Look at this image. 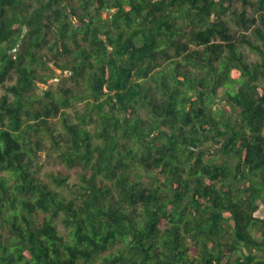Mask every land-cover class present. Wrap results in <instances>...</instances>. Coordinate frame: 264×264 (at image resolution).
I'll return each instance as SVG.
<instances>
[{
  "label": "trees",
  "instance_id": "16d2710c",
  "mask_svg": "<svg viewBox=\"0 0 264 264\" xmlns=\"http://www.w3.org/2000/svg\"><path fill=\"white\" fill-rule=\"evenodd\" d=\"M0 87V264H264V0H0Z\"/></svg>",
  "mask_w": 264,
  "mask_h": 264
},
{
  "label": "rangeland",
  "instance_id": "374dc122",
  "mask_svg": "<svg viewBox=\"0 0 264 264\" xmlns=\"http://www.w3.org/2000/svg\"><path fill=\"white\" fill-rule=\"evenodd\" d=\"M230 11L233 12H239L242 9V6H240V4H233L232 7H230ZM252 13V11L250 9L247 10V15ZM229 25L232 29V31L236 32V35H240V33L242 34H249V30H245L243 29L241 26H237V24H235L234 21L232 20H228ZM244 53L247 57V59L249 61H253L255 59V57L248 53L245 49ZM51 68L55 71L56 73V77L52 80H49L47 82V85H39L38 88H36L35 93H39V91L41 93H45L48 90H54V88L56 86H58L59 81L62 79H65V83L67 85H70L71 81L67 80V76L60 74L59 70H57L55 68V66H53L50 63ZM14 80H10L8 82V84H11ZM61 82V81H60ZM3 92V89L0 87V93ZM79 107V106H77ZM73 109H66L67 112L71 113ZM39 154V161H41L42 165H41V169L39 172V177L44 181V182H49L47 174L52 172L54 174H60L61 176H67L68 177V182L70 184V186H72V184L77 183V173H78V169H68L66 168L63 164H61L59 162V160L57 158H55L54 156H45L44 152H40ZM58 229L60 230V232H62V228L58 226Z\"/></svg>",
  "mask_w": 264,
  "mask_h": 264
},
{
  "label": "water",
  "instance_id": "95a60500",
  "mask_svg": "<svg viewBox=\"0 0 264 264\" xmlns=\"http://www.w3.org/2000/svg\"><path fill=\"white\" fill-rule=\"evenodd\" d=\"M106 10V9H105ZM23 32H25V29L23 28Z\"/></svg>",
  "mask_w": 264,
  "mask_h": 264
}]
</instances>
